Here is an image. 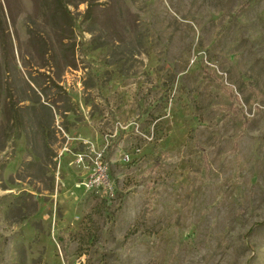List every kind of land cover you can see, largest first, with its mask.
<instances>
[{
  "label": "rangeland",
  "instance_id": "1",
  "mask_svg": "<svg viewBox=\"0 0 264 264\" xmlns=\"http://www.w3.org/2000/svg\"><path fill=\"white\" fill-rule=\"evenodd\" d=\"M0 264H264V0H0Z\"/></svg>",
  "mask_w": 264,
  "mask_h": 264
},
{
  "label": "built area",
  "instance_id": "2",
  "mask_svg": "<svg viewBox=\"0 0 264 264\" xmlns=\"http://www.w3.org/2000/svg\"><path fill=\"white\" fill-rule=\"evenodd\" d=\"M96 155L97 157L95 156V159L91 160L92 168L90 173L78 185L83 186L87 191H108L111 188L108 164L100 158L101 155L99 153H96ZM87 156L88 154L84 152L76 153L75 161L82 165L83 158Z\"/></svg>",
  "mask_w": 264,
  "mask_h": 264
},
{
  "label": "trees",
  "instance_id": "3",
  "mask_svg": "<svg viewBox=\"0 0 264 264\" xmlns=\"http://www.w3.org/2000/svg\"><path fill=\"white\" fill-rule=\"evenodd\" d=\"M53 1H55V2H59V3L62 2V0H53ZM62 6H63V5H62ZM63 7H64V16H65L67 19H69L70 22L72 23L73 21H72V17H71V15H70L69 10H68L65 6H63ZM200 159H201V164H202V167H203V169H204V172L206 173V170L209 169V165L207 164V161H206V154H205L203 148H201ZM155 167H156V165L154 164L153 168H155Z\"/></svg>",
  "mask_w": 264,
  "mask_h": 264
}]
</instances>
